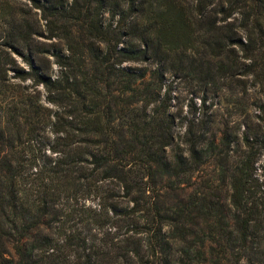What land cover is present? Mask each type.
<instances>
[{
  "label": "trees",
  "instance_id": "obj_1",
  "mask_svg": "<svg viewBox=\"0 0 264 264\" xmlns=\"http://www.w3.org/2000/svg\"><path fill=\"white\" fill-rule=\"evenodd\" d=\"M239 92L264 0H0V264H264V141L206 109Z\"/></svg>",
  "mask_w": 264,
  "mask_h": 264
},
{
  "label": "rangeland",
  "instance_id": "obj_2",
  "mask_svg": "<svg viewBox=\"0 0 264 264\" xmlns=\"http://www.w3.org/2000/svg\"><path fill=\"white\" fill-rule=\"evenodd\" d=\"M20 4V3H19ZM26 7L24 5H21ZM38 17V15H37ZM51 61L52 58L50 57ZM17 61L20 65H23V62L17 57ZM125 65H129L128 63ZM135 66V64H133ZM52 75L54 76L57 73V66L52 65ZM8 78L11 76V72L8 74ZM171 80V78H169ZM167 80V81H169ZM10 81H19L18 79H10ZM29 81V80H27ZM229 95V92H227ZM243 95L242 92L235 93L229 99H223L218 101L217 98L214 100L209 99L206 101V109L208 113H212L215 123L214 131L219 136L221 128H223V121L228 122V126L234 131L238 130V134L241 132L247 131L251 134L252 137H257L258 140L264 141V112L258 107V96L251 94ZM43 99V95L41 97ZM239 98L237 101L236 99ZM235 100L237 102H235ZM240 103V104H238ZM200 99L194 94L188 92L184 82H174L171 92V100L169 102L170 111L176 114V126L174 127L175 131V142L182 144V136L187 129L190 121L197 120L203 117L202 114V105ZM193 106H195L198 111L195 114L193 112ZM254 131H258V134H255ZM170 152L169 148L167 149ZM264 164V150L262 151L260 159L256 163L258 168L257 172L261 173L264 171L262 168ZM212 169V164H206L197 174L198 177L193 180H200L203 177H206ZM260 181H264L262 176L259 177ZM192 185H186L184 192L188 193L192 189ZM93 198L85 199V204L90 206H96L97 200H92ZM228 201V199H226Z\"/></svg>",
  "mask_w": 264,
  "mask_h": 264
}]
</instances>
